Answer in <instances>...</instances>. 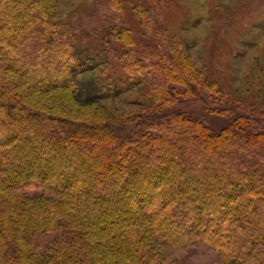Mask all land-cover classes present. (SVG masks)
<instances>
[{
    "label": "trees",
    "instance_id": "trees-1",
    "mask_svg": "<svg viewBox=\"0 0 264 264\" xmlns=\"http://www.w3.org/2000/svg\"><path fill=\"white\" fill-rule=\"evenodd\" d=\"M61 17L56 0H0V264H164L200 241L264 264V110L171 48L152 52L142 109L110 118L77 96V26ZM115 37L135 45L125 24ZM114 68L148 66L132 52ZM202 91L216 132L178 107Z\"/></svg>",
    "mask_w": 264,
    "mask_h": 264
},
{
    "label": "rangeland",
    "instance_id": "rangeland-1",
    "mask_svg": "<svg viewBox=\"0 0 264 264\" xmlns=\"http://www.w3.org/2000/svg\"><path fill=\"white\" fill-rule=\"evenodd\" d=\"M139 2L144 8H139ZM122 3L124 13H116L110 0H56L61 18L77 26L70 39L79 61L75 73L80 100L103 106L110 118L142 109L143 101L138 95L149 88L147 79H153L146 75L150 73L152 52L168 53L175 48L185 49L204 77L225 87L245 108L264 110V0ZM157 11L163 13L156 17ZM121 24L132 29L134 46L128 47L116 39L115 32ZM132 52L148 66L147 70L137 69L132 75L126 68H114ZM209 102L202 91L177 104L209 123L216 132L225 121H220V125L214 123L217 118L205 109ZM56 236L51 233L39 240L46 242ZM162 259L164 264H226L204 241L184 248H167Z\"/></svg>",
    "mask_w": 264,
    "mask_h": 264
}]
</instances>
